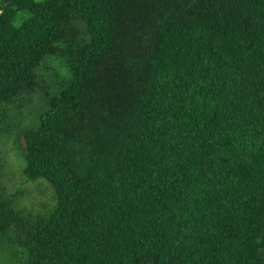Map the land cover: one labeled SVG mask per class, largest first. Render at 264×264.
Segmentation results:
<instances>
[{
    "label": "trees",
    "instance_id": "1",
    "mask_svg": "<svg viewBox=\"0 0 264 264\" xmlns=\"http://www.w3.org/2000/svg\"><path fill=\"white\" fill-rule=\"evenodd\" d=\"M31 115L19 264H264V0H0V144Z\"/></svg>",
    "mask_w": 264,
    "mask_h": 264
},
{
    "label": "rangeland",
    "instance_id": "2",
    "mask_svg": "<svg viewBox=\"0 0 264 264\" xmlns=\"http://www.w3.org/2000/svg\"><path fill=\"white\" fill-rule=\"evenodd\" d=\"M17 25H20V22ZM64 62L62 58L58 57L50 59L51 71L47 72L48 74L44 76L47 83L52 86V90L49 96L45 94L39 95L38 101L30 109L39 111L37 105L40 104V100L57 94L58 91L56 90L58 87L56 83H61V86L65 83L64 79L66 78L64 76L68 74L69 68L67 69ZM57 72L64 76L54 80L57 77ZM33 119L34 116L31 115L28 119L31 122L26 119H18L8 126L7 133L0 144L2 158L5 162L1 176L4 186L18 204L34 211H47L55 204L54 190L44 180L36 182L28 181L22 173V170L25 168L22 136L24 132L35 128L32 123ZM20 259L21 250L12 247L3 237H0V264H19Z\"/></svg>",
    "mask_w": 264,
    "mask_h": 264
}]
</instances>
